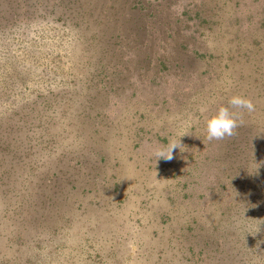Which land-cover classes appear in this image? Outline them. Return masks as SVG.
<instances>
[{
  "label": "rangeland",
  "instance_id": "obj_1",
  "mask_svg": "<svg viewBox=\"0 0 264 264\" xmlns=\"http://www.w3.org/2000/svg\"><path fill=\"white\" fill-rule=\"evenodd\" d=\"M67 1L70 0H64L63 12L65 17L68 14L69 27L64 25L61 29L60 22L52 20L55 14H49L53 6H59L57 0H47L42 6L37 4L33 8L36 34H31V37L40 45L35 47V51H30L31 48L24 44L26 40L23 37L19 40L14 32L12 36H8L10 40H18L14 41V50L7 52L8 57L4 53L0 59V63L11 59L18 65L22 62L27 67V70H21L18 78L12 79H22L24 84L21 90L25 87L30 92L42 89L46 96L64 86L70 88V92L79 91V95L64 97L61 106L55 103V99L47 98L43 108L37 107L32 111L29 108L33 107L23 109L24 113L35 115L49 130H64V123L69 119L64 121L62 114L65 115L74 103L73 108L79 104L82 107L77 98L82 99L88 94H102L105 98L98 105L104 110L105 119L110 120L114 126L116 123L118 129L122 126L125 128L123 140L118 141L115 133L110 136L128 157L143 162L142 166L145 168L160 161L179 166L187 160V153L179 155V151L186 149L185 145L189 140L199 144L201 139L200 130L194 126L198 122L196 109L205 113L206 117L214 115L213 110L207 106L212 88L221 89L220 94L217 93L214 97L211 95L218 102L226 98V93L230 97L244 93L246 98L257 102L258 93H264V80L259 83L261 85L258 88L247 85L243 89L241 85L245 80L240 79L241 74L248 73L254 65L264 68L259 59L252 58L249 64L253 51L259 50L250 45V36L255 31L264 32V0H251L253 3L247 6L248 11L244 10L248 0H242L243 4H237L235 0H216L223 10H216V5L212 7L210 3V8L215 12L206 14L207 23L203 22L202 25L199 24L201 20L192 19V11L187 6L192 0H141L143 5L139 0H73L69 8L66 7ZM1 5L4 8L6 2H0V7ZM145 5H148V10H142ZM134 6L135 9L132 8ZM12 11L13 9L8 13L11 14ZM24 12L25 8L21 6V16ZM13 22L12 19L9 24V30L12 31ZM0 33L9 35L4 27L0 28ZM57 34L59 35L56 37ZM150 64L151 73L148 71ZM105 66L111 67L102 76L110 85L108 88H103L98 76L99 72L106 69ZM5 68L9 70L10 66ZM154 71L156 78L153 76ZM149 77L153 80L152 87L138 82L143 78L148 81ZM226 81L233 82L232 89L225 85ZM212 83L215 85L211 88ZM247 88L249 92L246 91ZM53 111H56L55 114L60 116L61 121L47 123L43 114H51ZM253 115L258 120H264V103L253 111ZM123 117L126 120L122 122ZM176 121L184 124L175 127ZM112 130L117 132L115 128ZM34 131L35 128L31 132ZM168 133L173 134L170 136ZM164 136L168 137V142L180 141L182 147L173 150V159L170 161L162 158L157 160L153 154L156 149L168 144L162 142ZM13 137V153L0 154V164L4 162L9 173L4 188L0 185V200L13 204L11 209H5L3 213L0 211V258L5 264H15L16 255L21 257L20 264H102L98 257L95 258L94 247L101 248L106 264H211L204 253L198 250H193L192 255L188 254L191 233H180L181 230L177 227L179 234L172 230V225L179 223L173 222L172 216L177 220L178 213L185 212L186 215L188 212L187 217H183L185 219L180 222L183 226L193 225L194 217L203 216L202 213L195 212V205L204 202L198 193L205 187H196L190 198L191 203L187 205L180 202L189 199L191 187L171 186L169 193L164 181L157 191L162 197L159 204L154 202L155 208L151 206L149 209L145 205L140 209L136 204H128L126 193L135 199V191H125L123 195L115 196L117 203L109 207V218L107 213H102L104 209H101L102 205L108 207L110 201L102 191L104 184L101 182L105 179L98 178L96 183L94 181L91 184L96 190L93 195L78 192L74 195V203L65 206L63 212L69 215H64V221L58 223L64 224L63 234L53 243L60 244V249H55V246H49L48 250L34 247L28 251L20 247L8 249L9 246L14 247L12 241L9 245L6 244L10 217L13 215L16 221L13 224L19 226L21 222L16 213L19 207L16 206L20 201L25 202L21 208L32 203L28 195L34 180L31 177L35 174V167L38 168V151L42 148V144L39 146L37 141L27 142L22 131L14 133ZM108 138L110 142V137ZM102 141L101 137L91 144L93 154L97 153L96 150H107ZM28 150L29 155L26 154ZM64 156L59 157V164L65 167L64 160L69 157ZM73 157L67 163L71 167L77 162L75 154ZM95 158L101 162L97 154ZM48 167H53L52 161ZM183 167L184 173L186 164ZM3 170L0 165V175ZM164 172L170 174L171 170ZM108 175L110 177L111 174ZM135 177L136 174L133 173L131 177L128 170L127 180ZM152 177L161 181L158 172H152ZM58 193L54 196L55 200L58 199ZM215 193L217 192L214 195ZM184 194L188 196L184 198ZM47 195L43 194L45 197ZM221 197L226 200L223 195ZM215 198L219 199L218 195ZM222 199L218 201L223 204ZM60 205L56 203L50 207L41 206L40 210L52 215L62 210ZM221 208L223 209L218 205L216 215L220 214ZM71 214H74L72 216L76 218L75 222L69 220ZM49 232L47 228L42 234L46 236ZM32 236L36 235L33 233ZM88 236L89 241L86 240ZM38 254L41 255L37 257Z\"/></svg>",
  "mask_w": 264,
  "mask_h": 264
},
{
  "label": "trees",
  "instance_id": "obj_2",
  "mask_svg": "<svg viewBox=\"0 0 264 264\" xmlns=\"http://www.w3.org/2000/svg\"><path fill=\"white\" fill-rule=\"evenodd\" d=\"M3 1L6 2V6L3 8L1 5L0 7V28L4 27L8 30L9 35L5 36L2 35L3 33H0V59L4 53L8 57L9 54L7 52L14 50V41H18L16 38L20 40L23 37L26 40V43H24L26 47L31 48L30 51H35V47L39 46L40 43L31 37V34H36V28L33 25L35 23L33 16L35 9L33 8L37 4L42 6L47 0H21L20 2L19 0H0L2 4ZM72 1L66 2L68 3L66 4L67 8L73 4ZM235 1L237 4L242 3V0ZM139 2L143 5L141 0ZM216 2V0L189 1L187 6L192 11V19L201 20L199 23L201 25L203 22L207 23L206 14L215 12V10L210 8V3L212 7L216 5V10H223ZM57 3H59V6H53L49 14H55L52 20L53 22H60L61 29L64 28V25L69 27L67 25L70 24L68 14L65 17L63 12L64 0H57ZM252 3L251 0H248L244 10L248 11L249 8L247 6ZM21 6L25 8L22 16L20 13ZM132 8L135 9L136 7ZM147 8H149L148 5H145L142 7V10H148ZM5 9L7 10L5 11ZM12 9L11 14L8 13ZM20 16L21 18L19 19ZM12 19L14 21L12 23V28L14 27L13 31L9 30L11 27L9 24H11ZM7 24L8 26L6 27ZM262 27L264 28V24ZM13 33L16 34V38H12V40L8 39V36H12ZM58 35L55 36L57 37ZM249 41L250 45L259 48L258 51H253L249 64L253 58L259 59V62L264 65V32L259 33L255 31L254 35L250 36ZM37 49L39 48L37 47ZM258 52L259 54H257ZM6 66H10V69L5 68ZM227 67L229 66L227 65ZM105 68H103L104 70L102 69L101 73H98V76L103 88H108L110 85L105 82L104 78L102 79V76L104 73H108L111 67L105 66ZM151 68L152 65L150 64L148 68L149 72ZM24 69L27 70V67L23 66L22 62L18 65L11 59L0 63V154L13 153V134L20 131L25 134L27 142L37 141L39 146L42 144V148L38 151L39 160L36 163L39 169L35 167V174L33 173L31 177V180H34L32 181L31 192L28 195L32 203L30 202L25 208H21V206L25 205V202L20 201L18 206H16V208L19 207L17 209L18 212H16L21 222L19 226L13 224L16 222L15 217L13 215L10 217V228L6 231L9 237L6 244L9 245L12 241L14 247L9 246L8 249L10 247L12 249L20 247L28 251L34 247L40 250H48L49 246L50 248L51 246H55V249H60V244L56 245L53 243L63 234L64 224L59 225L58 223L61 220L64 221V215H69L63 212L65 206L74 203V195L78 192L93 195L96 190L91 186L92 182L95 181L96 183L98 178L100 180L103 177L105 181L101 182L104 184L102 191H104V195L110 201L108 202V207L102 205L101 209H104L102 213H107L109 218L111 217L109 207L115 202L117 203L114 199L115 196L118 194L123 195L125 191H135L133 193L135 199L130 197L129 193H126L128 204H136L140 209L148 205L149 209H151V206L155 208L154 202L159 204L161 201L162 196L157 191L160 190L163 181L169 193H171V186L175 188L181 185L183 187L190 186L189 199L180 202L187 205L191 203L190 198L193 197L195 188L204 186L205 189H200V193H198L204 202L195 205V212L202 213V217L196 216L192 219L193 225L183 226L182 224L180 225V222L182 223L185 219L183 217H187L188 212L186 215L185 212L178 213L177 220L172 216L173 222L179 221L178 225H172V230L175 233L177 232L176 227L181 230L179 231L180 233L183 231L191 233L188 254L192 255L193 250H198L204 253L207 261H210L211 264H264V120H258V118L254 117L253 112H245L242 117L243 123L237 128L236 135L223 141L209 142L205 138V123L207 117L209 118L213 114L206 117V114L197 108L195 114L197 115L198 122L194 126L200 130L201 139L199 144H195L194 141L189 140L185 145L186 149L179 151V155L187 153V160L179 166L176 164L172 166V162L165 163L160 161L150 165L149 168H145L142 166L143 162L137 161L133 157H128L127 153L123 152L121 146L115 140H112L111 133H115L118 141L123 140L125 128L122 126L118 129L116 123V126H114L110 120L105 119L104 110L100 107L101 105H98L105 98L102 94L100 96L88 94L82 99L77 98L81 102L82 107L79 104L73 108L72 106L76 104L74 103L66 111L65 115L62 114L64 121L69 119L64 123V130H49L48 127H44V124L35 115L30 116L28 113H24L23 109H27L28 107H33L29 108L30 111L37 107L43 108L47 103V98L51 100L55 99V103L61 106L64 97L79 95V91L73 92L72 90L70 92V88L65 86L50 92L49 96H46V93L42 89L37 90V92L36 90L30 92L25 87L23 89L25 91L23 92L21 90L24 84L22 79L13 81L12 79L18 78ZM155 73L156 71L153 72L154 77ZM262 75H264V68L260 69L254 65L248 73L241 74L240 79L245 80L241 87L244 89L247 85H254L255 88H258V85H261L259 83H262L264 80ZM149 78L148 81H144L145 78H143L138 82L151 86L153 80L152 77ZM217 81L219 80L217 79ZM214 85L212 83L210 85L211 88ZM225 85H229V89H232L233 82L228 83L226 81ZM66 88L67 91H64ZM246 91L249 92V88ZM72 92L73 94H71ZM217 93L220 94L221 89L212 88L211 95L214 97ZM211 95L209 96L210 102H207V106L215 114L220 106H227L230 96H227L229 93H226L224 95L226 98L218 102ZM241 96H244V93ZM263 97L264 93H258L257 102H254L251 98L255 105V111L258 106L261 107L264 103ZM55 112L53 111L51 114L45 112L43 114L45 116L44 120L51 124L60 122L61 118ZM124 120H126V117L121 119L122 122ZM187 121L190 122L189 120ZM174 124L177 127L184 123L176 121ZM34 128L35 131L31 132ZM112 128H115L117 132L113 131ZM88 131H93V133H89ZM168 134L172 136L173 133ZM107 136L110 137V142ZM101 137L103 139L102 143L106 146L107 150H96L97 153L93 154L92 147L90 146L97 139L100 140ZM162 142L167 144L168 137L164 136ZM26 154L29 155V150ZM73 154H75L77 162L71 167L67 163L69 158H74ZM95 154L99 157L100 163L95 160ZM61 156H64V158L66 156L69 157L66 161L64 160L65 167L59 164V157ZM50 161L53 162V167L47 168ZM184 164H186V168L183 173L182 168H184ZM0 165L4 169L0 175V185L3 189L5 181L8 180L9 173L6 170L4 162ZM128 170L131 177L133 173L136 174V177L132 180H127L126 178ZM165 170H171V173L167 174L164 172ZM152 172H158L161 181L155 180L152 177ZM109 173L111 174L110 177ZM214 192L217 193L214 195ZM56 193L59 195L57 200L54 199ZM180 193L182 192L180 191ZM43 194L48 195L45 197ZM216 195L219 197L217 200L215 198ZM221 195L226 200L222 199ZM187 196L188 194L183 195L184 198ZM203 198L205 199L203 200ZM221 199L224 200L223 204L220 203L221 201H218ZM56 203L61 204L60 208L62 210H58L55 214L48 215L40 210L41 206L50 207ZM218 205L222 206L223 209L221 208L220 214L216 215ZM12 207L13 204L10 205L7 201L0 200L1 213L5 209L9 210ZM72 215L74 214L70 215L71 219L69 220L75 222L76 218ZM180 217H182L181 221ZM47 228L50 232L46 233L45 236L42 233ZM33 233L36 236H32ZM202 234H204L203 239ZM86 240L89 241L90 237L88 236ZM94 251L95 258L98 257L97 259L102 261V264H106L107 261L105 256H103L101 248L94 247ZM41 254L36 256L38 257ZM16 256L14 258L15 264H20L21 257ZM0 264H5V261L1 258ZM199 264L203 263L200 262Z\"/></svg>",
  "mask_w": 264,
  "mask_h": 264
},
{
  "label": "clouds",
  "instance_id": "obj_3",
  "mask_svg": "<svg viewBox=\"0 0 264 264\" xmlns=\"http://www.w3.org/2000/svg\"><path fill=\"white\" fill-rule=\"evenodd\" d=\"M255 111L253 101L241 95H233L228 99L227 106H220L216 113L209 117L205 123L206 139L209 142L223 141L236 135V130L243 123L242 117L245 112ZM182 148L180 141L170 140L164 147L154 151L158 159L170 161L173 159V150Z\"/></svg>",
  "mask_w": 264,
  "mask_h": 264
}]
</instances>
